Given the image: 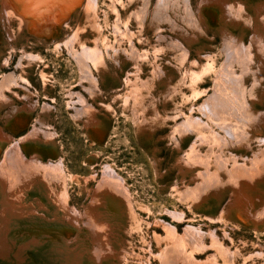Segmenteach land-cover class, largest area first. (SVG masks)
Segmentation results:
<instances>
[{"label":"rangeland","instance_id":"rangeland-1","mask_svg":"<svg viewBox=\"0 0 264 264\" xmlns=\"http://www.w3.org/2000/svg\"><path fill=\"white\" fill-rule=\"evenodd\" d=\"M156 1L95 0L91 5L78 0L65 6L64 0H10L23 18H39L41 26L51 27L52 20L55 24L51 33L37 31L38 37L12 18L11 26L6 22L15 34L11 39L0 18V81L2 73L16 69L20 48L15 51V46L24 45L38 55L23 58L24 67H19L38 104L28 117L17 122V114L10 125L0 119V126L19 138L39 124L46 102L50 107L44 118L53 132L52 146L21 144L25 159L21 163L11 157L7 165L5 155L12 144L1 143L0 172L19 175V181L0 178V217L7 216L3 228L7 264H92V257L98 261L85 215L91 207H98L96 220L103 224L108 247L102 255H108L109 264H163L168 247L176 256L174 264H191L186 255L215 264H264V224L248 220L238 208L246 211L251 206L247 209L248 202L241 205L235 196L236 186L248 181L245 174L256 155L264 156L259 138L264 134V0H219L221 4L204 9L201 27L196 28L190 25L184 0L167 3L162 16L154 11ZM190 1L196 11L201 0ZM0 6L6 15L1 2ZM228 7L236 19H229L230 24L227 19L230 32L250 52L244 59L233 58L230 73L222 71L229 61L220 33ZM73 33L76 47V42L84 41L103 53V65L90 66L96 84L92 94L82 88L79 67L62 47L66 40H61ZM221 78L227 82L220 84ZM216 86L230 108L209 120L198 105ZM68 89L82 91L95 111L87 116L69 109ZM236 111L249 118L238 120ZM191 115L208 124L202 130L205 138L223 135L220 125L241 122L249 130V140L235 145L209 137L205 142L198 131L189 130L181 136L180 124ZM59 162L60 169L47 167ZM106 166L120 181L103 177ZM259 166L261 171L245 188L255 209L263 210L264 161ZM211 179L215 182L206 188L204 199L183 193L186 186L197 189L200 182ZM8 181L18 188H8ZM105 182L110 186L102 189ZM164 222L179 234L191 225L206 235L198 245L190 240L180 241L179 246L168 244ZM210 234L217 236L220 246L212 244Z\"/></svg>","mask_w":264,"mask_h":264},{"label":"bare ground","instance_id":"bare-ground-1","mask_svg":"<svg viewBox=\"0 0 264 264\" xmlns=\"http://www.w3.org/2000/svg\"><path fill=\"white\" fill-rule=\"evenodd\" d=\"M25 1L27 2L28 0H25ZM59 1H63V0H59ZM64 1H65V4H64L65 6H66V4L68 6L69 5L73 6V5H75L76 2H78V0H64ZM0 2L4 6L5 13L7 15V16L4 15L2 7L0 6V18L3 20V22L5 24L4 27L7 30L8 36L11 39H13V37L15 39V34L11 31L10 28L7 29V23H9V25L11 26L12 25V18H18L20 20L19 21L20 23L22 21V24H25L27 27L30 28V31H31L30 34L34 33V34H36V36H38L37 31H39L40 29L50 32L51 29L53 28L54 24H55V22H52L53 20L52 21L48 20L53 24V25H51L52 28L49 26V24L48 25L46 24V26H43V25L41 26V24L40 25L37 24V21L39 23L43 22L39 18H37L38 20L36 18L35 19L34 18L33 19L23 18L21 16V14L19 12H17L13 8L12 5H10V0H0ZM88 2L91 5L96 4L95 0H88ZM169 2H170V4L176 5L178 3V0H171V1L170 0H157L156 5L158 7H157V9L154 8L155 13H157L158 16H162L163 15L162 10L165 7V5ZM221 2L222 1H219V0H201V2H199L198 6L196 7V11H194L192 6H191V1L190 0H184L185 11L187 13L189 21L192 23V24L190 23V25H194L195 28L201 27V24H202L201 20L204 18V9H206V7H208V6L215 7V4H217V3L221 4ZM209 3H212V5H210ZM59 4H60V2L57 4L58 6H56V5L55 6L60 8L61 6ZM206 4H207V6H206ZM50 7H49V9H50ZM56 7H54V8L56 9ZM55 11H57V10H55ZM49 12H51V11H49ZM231 12L232 11H231V9H229V7L223 11V14H225V20H222V21L223 22L225 21L224 22L225 26L222 25L220 27V33L223 36L224 45H225L224 52H225V56H226V61H229V62L224 63L222 65V71L228 72V73L232 72L231 71L232 70L231 65L233 63V58L244 59V58H246V56H249V54H250L249 49L246 50V47L244 46L245 44L241 41V39L235 37L230 32V27L227 25L228 24L227 19L228 20L229 19L234 20V21L236 20V19H234L235 18L234 13L231 14ZM48 14H46V16ZM58 15H60V14H58ZM41 16H42V14H41ZM170 20H171V17L168 19V21H170ZM230 20H229V24H230ZM44 27H45V29H44ZM116 31H118V30H116ZM48 32H47V34H48ZM74 32H78V30L76 29V30H74ZM118 32L121 33L122 31L120 30ZM114 33H116V32H114ZM121 35H119V36H121ZM194 37L195 36H193L192 38H194ZM65 40H66V42H65L64 46H62V47L64 49H66V51L69 53V55L73 58V60L76 62L77 66L79 67L80 84H81L82 88H84L86 91H88L90 94H92V92H94V89L96 88V84H95L94 76H93V73L90 69V66H91V63L96 67L98 65H103V60H102L103 53L96 46L91 47L88 44H86L84 41L76 42L78 44L76 47L75 46V40H76L75 33H73L72 36H69L68 38H65L61 41H65ZM171 42H173V44H174V41H171ZM176 44L180 45L179 42H177ZM78 46H79V48L81 47V49H79ZM10 47L13 48L14 46L11 45ZM19 48H20V50H19ZM131 48L134 49V47H131ZM18 50H19L20 54H19V58L17 60L16 69L13 71H9V72L7 71V72L1 74L2 79L0 81V108H1L0 119L4 123L6 122L7 125H10L11 123L13 124V122H15V117L17 114H18V118H16L17 122H19L20 117L21 118L25 117V116L28 117L31 114L30 112H32L33 109L35 108L34 106H36L38 104L37 100L34 99V97H33V92L29 88L28 78H26L23 75L22 71H19L20 70L19 67L23 68L24 64H25L23 58L29 57L31 59H36L38 57V55L33 54L31 52H28L25 49L24 45L22 47L15 46V51H18ZM115 53H114V57L116 56ZM114 59H117V58L115 57ZM6 61H7V59L4 60L3 62L6 63ZM134 67H136V65ZM84 81H87V84L83 83ZM224 81L227 82L225 80V78H221L218 80V82L220 84H223ZM235 81H236V83H239L240 82L239 77H238V79H235ZM218 87L219 86H216L214 93H212L211 95H208L205 98V100L200 105H198L199 109L201 110V113L204 114L205 117L209 118V120H213L215 118L216 119L220 118V115L225 110L230 108V105L227 103L226 98L224 97V95H222L220 87L219 88ZM217 88H218V90H217ZM234 89H235V91H234ZM234 89H233L234 93L236 95H239L237 86H234ZM8 92L10 95L8 94ZM67 92H68V98L70 100V101H68V107H70L69 109L75 111L76 114L81 113L83 115L85 113L88 116L89 112L95 111L94 106L88 102L85 94H83L82 91L77 92L75 90L68 89ZM201 92L203 93V91H201ZM201 92H198V93L201 94ZM75 98H77V99L75 100ZM16 99H18L19 102L16 101ZM19 103H23V106L20 107V105H18ZM76 103H78V104H76ZM78 105H80V106H78ZM49 107H50L49 104L44 102L43 107H42V109H43L42 116H40L38 118L39 124H35L31 130L28 129L27 133L24 135H21L19 138L12 137L11 134H8V132L4 131V128L2 127L3 125L0 126V150L2 147L1 143L9 142V144H12L11 147L9 148V150L7 151L6 155H5V160L7 159V163H6L7 165H9V162H10L9 159H11V157L17 158L16 161L18 160L19 163L25 161V159L23 157L24 155L22 154L23 155L22 156L21 151H20L21 150V144L29 146L33 142H35V143L39 142L42 144H45L48 142L50 144V146L53 145V132H52L51 128L49 127V125L47 124V122L45 121L46 118H44L45 114L48 112ZM14 111H15V115L13 114ZM236 112H237V115L235 114V116H237L238 120H240V121H243V120L245 121V119L249 118V114H248V118H247V115L245 117V115H240L238 111H236ZM254 116H256V115H254ZM239 123H241V122H239ZM239 123H229L230 124L229 127L226 126V124H228V123H226L225 125L223 124L222 126L220 125V129H223V132H224L223 135H220L218 133L216 135L210 134V135H206V136H208L206 138H209V137H210V139L215 138V139H217V141H219V142L222 141L225 144H226V142L228 144H230V142H232L235 145H244L245 144L244 141L246 140V142H248V140H249V137L247 135L249 130L246 129L247 127L245 126L244 123H241V124H239ZM180 125H181L180 129H178V130L181 132V136H183L182 134L187 133L188 130L189 131H196V132L198 131V134L201 136V137L200 136L199 137L202 140L206 139L202 135L203 134L202 130H205V127L206 128H209V127H208V124L203 119H201L200 117H194L192 115L188 116L185 118V120L183 122H181ZM241 125H242V127H241ZM10 129H12V128L10 127ZM210 132H212V129H210ZM41 135H43L44 138H42ZM259 138H261L260 143L262 145H264V134ZM201 139H200V141H202ZM203 141H205V140H203ZM197 142L196 143L194 142V143L197 144ZM205 142H202V144ZM176 144H178V143H176ZM178 147H179V145H178ZM191 148L193 149V147H191ZM188 154H190L189 156L191 157V155H193V152H190ZM32 159H34V158H32ZM192 159H193V157H192ZM237 161H239V160H237ZM260 161H264V156L262 155L260 157L257 154L254 161H252L251 167H249L246 171L245 175H247L248 181L253 179V176L258 175L259 170L262 169L260 166L258 167V163ZM242 162H244V161H242ZM35 163H37V160L35 161V159H34L33 164H35ZM2 165L3 164H1V166ZM4 166H2V167L3 168L7 167V166H5V167ZM60 166H61V162H59L57 164H50V166L48 165L47 167H49L53 170H57V169H60ZM178 167L180 168V166H178ZM10 168H11V166H10ZM192 174H194V173H192ZM2 176H6L7 178L12 177L13 181H14V179L16 181H19V178H18L19 175H16L15 177H13L11 171H9V173H7L5 171L0 172V178H3ZM104 176H106V178L109 181H112V180L120 181L117 174L115 172H113V170H111L109 168V166L105 167L103 177ZM20 179H21V176H20ZM237 179L239 181L240 178L238 177ZM214 180L215 179H211L210 182H208V181L207 182H200L198 184L199 187L197 189L190 187V186H186L183 189V193L186 194L189 198H193V199H197V200L198 199H204L205 198L204 195H206V188L212 186L213 182H215ZM216 181H217V179H216ZM248 181L245 184H239L238 186H236L237 188H235V192H236L235 196L239 202L246 200L248 202L247 204H245V205H247V209H248V206H251V209L244 211V209H242L239 206H238L239 207L238 209L242 210V214L245 217H247L248 220L254 221V223L261 222V224H264V209L263 210H260V209L256 210L255 209V204H254L252 195L245 188V186H248L247 184H250ZM192 182H193V180H192ZM8 183H10L8 185V188H14V189L18 188V187L16 188L13 186V182L8 181ZM109 186H110L109 182L108 183L105 182V184H102V189H107V188H109ZM218 193H219V191H218ZM242 204L243 203L241 202V205ZM97 210H98V207H96V208L91 207L89 209V211L88 212L86 211V213H85L86 217L89 220L88 225H89L91 233H92L91 235L94 237V242L96 243V245L93 244V247L96 246L95 247V251H96L95 254H96V258L98 259V261H96L94 257H92V256L91 257H92V260L95 264H109V263H106V257L108 255L107 256L102 255V253H104V251H102V249H105L107 244H106V242L104 240V236L102 234V232L104 230L103 224H101L100 222H98L96 220V217L99 216V213L97 212ZM0 213H2V212L0 211ZM70 213H71V211H70ZM168 213L171 216H174V213L171 212V210H168ZM76 214H79V213L76 211ZM260 214H262V216ZM70 218H73V217H70ZM6 220H7L6 214H5V216L0 217V264H7L4 261L5 256H6L5 252H7V249H5L6 244L4 241V237L6 236V233H4L5 231L3 232V228L7 224ZM74 220H75V217H74ZM163 224L166 225L168 233L170 234L169 238L167 239L168 244L172 243V244L179 246L180 241L184 240L185 242H187V241L189 242V240H190L193 243H196L198 245L201 243L202 237L204 235H206V233L204 231H202L201 229L196 228L194 226H191V225L186 226L185 234H179L171 224L165 223V222ZM182 236H184V239ZM211 238H212V241H211L212 244H214L216 246H220V244L218 243L216 235H211ZM106 248H108V247H106ZM173 253L174 252H172L171 247L166 248L165 253L162 255V258L164 261L163 264H174L175 263L176 256H174ZM186 256L189 257L188 262L190 261L191 264H215V262L212 261L211 259H208V260L202 262V261L196 260L191 255H186ZM225 257L226 258L229 257L228 252H227V255H225ZM94 263H92V264H94Z\"/></svg>","mask_w":264,"mask_h":264}]
</instances>
